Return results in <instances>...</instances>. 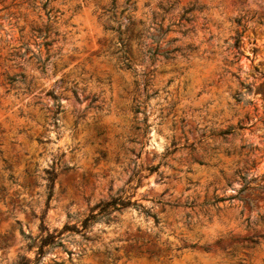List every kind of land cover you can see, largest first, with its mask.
<instances>
[{"label": "rangeland", "instance_id": "1", "mask_svg": "<svg viewBox=\"0 0 264 264\" xmlns=\"http://www.w3.org/2000/svg\"><path fill=\"white\" fill-rule=\"evenodd\" d=\"M40 2L0 0V264L33 260L46 232L118 195L154 216L124 206L32 264H264V236L246 239L264 233V191L242 194L252 207L202 203L234 195L238 170L264 184V0H51L45 73L7 59L20 41L36 49ZM161 18L188 56L149 61Z\"/></svg>", "mask_w": 264, "mask_h": 264}, {"label": "trees", "instance_id": "2", "mask_svg": "<svg viewBox=\"0 0 264 264\" xmlns=\"http://www.w3.org/2000/svg\"><path fill=\"white\" fill-rule=\"evenodd\" d=\"M51 0H41L39 4V8L42 9L45 13V20L41 21L40 24H35L31 23L30 24V32L31 35L33 36V41L36 46V49H31L28 45L27 42L25 41H20L19 45H17L9 54V57H7L8 60H32L33 63L35 64L36 68L39 69L41 73H45L46 71V65L47 62L49 61L50 56L52 55L51 52V45L54 41V38L50 37L51 35V27H50V21L53 19L51 16V11L52 7H49V3ZM28 6H30L28 4ZM32 7L36 8L35 5H31ZM169 8H163L164 12H167ZM194 9V6H189L183 9L182 13L179 16V21H182L184 23H188L192 20V17L190 15V12ZM124 9L120 11V14H122ZM115 17V14H113ZM162 19L158 22H156V26L154 27V30L156 34H147V37L151 39V42L154 44L152 47H148L146 49V53L148 55L149 61L152 63L155 60L159 58H163L165 60L173 59L176 54H180L181 56H188L189 53H191L195 48L188 45L185 48H182L178 45H171V43L175 40V38L171 39H165L166 34L170 31V25H167L165 28H162ZM120 26L118 25V31ZM54 34H57L56 31H53ZM164 42V44L161 45V43ZM234 47L239 46V37L237 36L235 42H234ZM40 47L44 48V55L41 54L40 52ZM29 52V55L27 53ZM126 66L129 68L130 64L126 63ZM5 80L9 84H13L15 82H21L25 84V76L23 73H16L13 75H8L5 77ZM29 86L26 85V89H28ZM245 91L249 92L250 85L246 84L244 85ZM75 92V90H72ZM48 94L52 96V98L55 100V105L56 108L59 109L60 107V102L57 100V97L55 93L52 91H48ZM247 102H251V100H247ZM139 108L136 107V111H138ZM243 128L242 125L237 126L236 128L233 127H228L218 133L220 136H225L229 134H233L237 129ZM254 148V146L250 143H243L240 146V150H246L247 152L251 151ZM159 164L152 165L148 167L149 171H158ZM237 174V179L240 182V187L236 189L235 194L227 197H214L213 200L211 201H204L202 202L203 204H216L219 201L225 200V199H233L236 198L242 203L248 204L250 207H252V200L249 197H245L242 194L246 191H253V190H258L260 189L261 191H264V184L262 183H257L258 176L254 175H248L247 172H242L238 170L236 172ZM54 175L51 176V182L53 181ZM202 204V205H203ZM127 205H133L137 207H142L144 208L140 203L136 201H132L130 197L128 196H113L110 199L100 202L97 206L96 209L97 211H91L87 216H85L81 222H80V227H78L75 224H66L64 227L57 232H46L44 236L40 237L39 243L37 245V251L36 255L33 260L26 256H21L19 260L15 264H32V263H37L40 261L41 257L45 253L44 247L46 246L47 248H52L55 246H62L63 245V238L64 231H69V232H80L82 229L88 228L93 222L98 221V220H110L111 219V213L115 210H118L124 206ZM144 210L154 216L153 213L149 211V209L144 208ZM264 219V213H258V220L262 221ZM246 222L247 225L251 222L250 216L246 217ZM264 233H258L254 234L252 236L246 237L252 244H258L259 242V237H263ZM33 245V240L30 241L29 246ZM203 249L207 250L208 247L203 245ZM151 256L152 255L151 252Z\"/></svg>", "mask_w": 264, "mask_h": 264}]
</instances>
